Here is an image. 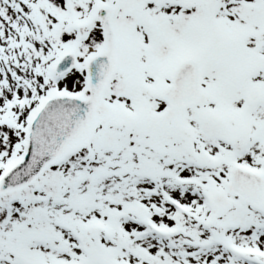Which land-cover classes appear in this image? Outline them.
<instances>
[{
  "label": "snow or ice",
  "instance_id": "6c2138e0",
  "mask_svg": "<svg viewBox=\"0 0 264 264\" xmlns=\"http://www.w3.org/2000/svg\"><path fill=\"white\" fill-rule=\"evenodd\" d=\"M0 264H264V0H0Z\"/></svg>",
  "mask_w": 264,
  "mask_h": 264
}]
</instances>
